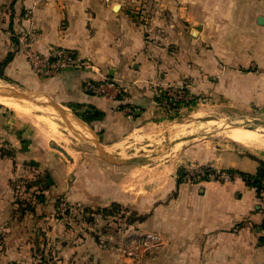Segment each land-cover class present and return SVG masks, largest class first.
Returning a JSON list of instances; mask_svg holds the SVG:
<instances>
[{"label":"crops","instance_id":"1","mask_svg":"<svg viewBox=\"0 0 264 264\" xmlns=\"http://www.w3.org/2000/svg\"><path fill=\"white\" fill-rule=\"evenodd\" d=\"M134 1L147 0H0L9 9L3 27L10 29L0 28L7 38L0 35V57L14 52L6 73L37 96L55 99L77 121L91 111L101 112L103 116L92 124L102 132L104 143L119 142L139 121L151 117L156 105V89L150 82L157 78V53L152 54L146 44L150 29L132 17L138 9ZM169 3V28L174 35L176 27L183 33L170 41L168 51L158 53L167 55L170 67L162 81L183 76L198 105L215 103L264 114V0ZM14 32L25 36L28 50H73L82 66L54 77L37 75L10 41ZM105 78L116 84L119 80L127 95L116 101L89 89V83ZM130 109L141 116H129ZM40 148L18 152V158H28L32 152L36 158ZM194 160L234 171L237 178L229 183H185L175 171L162 187L158 179L145 183L138 176H127L123 166L93 167L86 187L97 200L137 207L148 216L143 226L162 234L164 245L155 251L157 258L137 264H264L260 242L264 232L259 227L264 200L239 174L257 172L264 147L237 143L221 156L199 154ZM52 204L48 200L39 209L45 214ZM110 255L100 259L97 254L90 264H136Z\"/></svg>","mask_w":264,"mask_h":264},{"label":"rangeland","instance_id":"2","mask_svg":"<svg viewBox=\"0 0 264 264\" xmlns=\"http://www.w3.org/2000/svg\"><path fill=\"white\" fill-rule=\"evenodd\" d=\"M134 3L138 9L132 17L150 29L146 44L152 54L157 53L154 57L157 78L156 82H150L156 89V105L151 117L139 121L117 143H104L102 132L92 122L77 121L55 99L39 97L8 76L9 64L2 67L0 96L12 100L0 101V264H90L97 254L100 259H109L110 252L130 263L155 260V251L164 245L162 234L143 226L148 216L137 207L109 204L91 197L86 187L89 170L123 166L128 169L127 176H138L145 183L158 179L164 187L175 171L184 182L188 173L202 165L194 160L199 154L213 159L237 143L251 148L264 147L263 127L257 129V140L249 144L237 142L228 135L232 128L228 121H264V114L236 111L215 103L198 105L191 100L189 83L183 76L162 81L170 67L167 55L158 53L169 50L170 41L182 36V28L176 27V35L169 28V0ZM7 10L4 4L0 5L1 32L10 31L3 27ZM10 41L22 51L29 65L25 36L14 32ZM11 53L14 52H4L0 66ZM103 81L116 84L113 78ZM116 86L121 90L118 101L127 92L119 80ZM14 92L24 93L28 98L12 96ZM10 101L18 103L20 108L3 104ZM130 110L129 116L139 112ZM197 133L204 135L182 140ZM32 147H42L38 157H33L32 152L28 158H18V152L31 151ZM101 147L116 159L143 157L145 160L138 165L114 164L100 155ZM40 194L52 201V210L34 221L33 209ZM43 212L38 209L39 214ZM148 234L160 235L161 242L143 244Z\"/></svg>","mask_w":264,"mask_h":264},{"label":"built area","instance_id":"3","mask_svg":"<svg viewBox=\"0 0 264 264\" xmlns=\"http://www.w3.org/2000/svg\"><path fill=\"white\" fill-rule=\"evenodd\" d=\"M28 60L31 70L39 76L49 78L60 74L69 69L80 68L82 63L76 53L70 49L58 48L53 49L49 53H42L36 50H28ZM89 89L99 95H105L111 100H116L121 90L117 88L114 82L102 81L89 83ZM194 172L188 173L184 177V182H200V181H218L229 183L237 178L235 173L227 170L216 169L213 165L196 166ZM162 238L157 234H148L143 240V244L150 243L159 244Z\"/></svg>","mask_w":264,"mask_h":264},{"label":"trees","instance_id":"4","mask_svg":"<svg viewBox=\"0 0 264 264\" xmlns=\"http://www.w3.org/2000/svg\"><path fill=\"white\" fill-rule=\"evenodd\" d=\"M14 53L9 54V56L7 57L6 60L3 61V63L1 64V69L0 72L2 73V67L7 66L9 64V62L13 59ZM2 75V74H1ZM84 117H82L84 120L88 121V122H92L93 120H98L99 118H101L103 116V114L101 112H97V111H91L88 114L86 113L85 115H83ZM229 172H234V171H229ZM246 181L247 183L254 187L259 195L260 198L264 199V161L260 160L259 161V166L257 168V172L252 175V174H247V173H239ZM38 199V203L36 204V206L34 207V221H37L38 219H41L44 217V212L39 214L38 213V204L40 206H47L48 205V197H46L44 194H40L37 196ZM41 209V208H40ZM261 231L264 232V221L262 222V224L259 226ZM39 230V228H38ZM38 236L39 234H37L36 240L38 243ZM260 242L262 244H264V235L260 238ZM38 264H45V262H40Z\"/></svg>","mask_w":264,"mask_h":264},{"label":"water","instance_id":"5","mask_svg":"<svg viewBox=\"0 0 264 264\" xmlns=\"http://www.w3.org/2000/svg\"><path fill=\"white\" fill-rule=\"evenodd\" d=\"M12 96H20V97L28 98V96L25 95L24 93H17V92H14ZM62 112L64 113L66 111L63 110ZM228 124L232 126V128H243V129H248V130H257L261 127L264 128V121H261V120L245 121V122H234L230 120L228 121ZM201 135H204V134L197 133L187 138H184L182 140H191ZM62 151L64 152V150ZM100 155L107 161L114 163V164H118V165H138V164H142L145 160L143 157H133L130 159H124V158L116 159V157L108 153L103 147L100 148Z\"/></svg>","mask_w":264,"mask_h":264},{"label":"bare ground","instance_id":"6","mask_svg":"<svg viewBox=\"0 0 264 264\" xmlns=\"http://www.w3.org/2000/svg\"><path fill=\"white\" fill-rule=\"evenodd\" d=\"M4 100H12L11 97H6V96H0V101ZM4 105L20 108L18 103L16 102H4ZM20 110V109H19ZM22 111V110H21ZM24 112V111H23ZM37 118V117H36ZM42 120V119H41ZM44 120V119H43ZM75 126V125H73ZM77 126V125H76ZM80 126V125H79ZM78 128V127H77ZM76 128V129H77ZM58 132V130H57ZM228 135L235 141L244 143V144H249L257 140L258 133L257 130H248V129H243V128H238V129H233L231 128L228 131ZM142 146V145H141ZM145 147V146H144ZM135 152V151H134Z\"/></svg>","mask_w":264,"mask_h":264}]
</instances>
